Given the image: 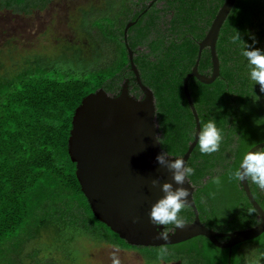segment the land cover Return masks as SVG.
Masks as SVG:
<instances>
[{"label": "trees", "instance_id": "obj_1", "mask_svg": "<svg viewBox=\"0 0 264 264\" xmlns=\"http://www.w3.org/2000/svg\"><path fill=\"white\" fill-rule=\"evenodd\" d=\"M24 1L0 0V8L23 11ZM129 1L124 4L126 11L113 15L108 22H99L106 26L99 27L101 33L104 29L112 35L109 42L115 58L110 64L79 75L72 68L42 63H19L0 72V264H37L32 262L37 250L28 251L27 245L46 226H56V231L61 226L65 230L81 226L83 233L91 230L101 243L136 249L144 260L158 264L171 260L174 254L189 264H227L226 253L215 262V248L205 237L167 245L168 254L163 259L156 252L161 246L127 244L96 219L80 189L75 163L67 151L72 115L89 92L99 87L109 93L120 88L122 74L130 67L127 48L136 52L133 63L141 82L154 93L163 151L183 155L194 137L195 120L182 81L195 62L198 42L224 0H165L163 8L169 14L164 18L166 30L157 27L160 9H148L130 28L126 46L121 30L131 16L134 3ZM140 1L143 10L147 0ZM235 30L246 44L264 50V0L235 1L216 41L219 76L209 84L195 77L188 81L201 128L214 118L223 140L219 151L210 155L202 154L197 142L187 165L195 170L188 180L195 187L193 199L200 216L206 214L210 223L232 222L233 227L244 228L256 224L257 215L247 212L253 207L239 181L229 179V170L239 167L251 146L264 141V93L249 77L241 42H232ZM137 46H145L147 53ZM198 71L211 72L208 48L202 50ZM128 73L133 74L132 70ZM214 176L221 177L219 186L212 182ZM247 181L264 210V194L250 179ZM181 215L190 219L193 212L188 206ZM232 216L233 221L229 220ZM254 242L262 257L257 264H264V232ZM243 260L242 254L232 252L230 264H242Z\"/></svg>", "mask_w": 264, "mask_h": 264}, {"label": "water", "instance_id": "obj_2", "mask_svg": "<svg viewBox=\"0 0 264 264\" xmlns=\"http://www.w3.org/2000/svg\"><path fill=\"white\" fill-rule=\"evenodd\" d=\"M235 1L224 0L218 8L204 37L198 42L195 62L183 78L182 88L195 120V131L183 155H171L168 157L170 160L181 157L187 164L198 142L201 125L188 91V81L195 77L198 81L209 84L219 76L216 41ZM204 48H208L210 53L209 74L198 71V63ZM127 51L131 69L143 97L136 98L130 95L126 83L115 95L102 87L89 92L73 112L67 140V151L71 161L75 163V175L80 189L96 219L108 226L127 244L141 247L173 245L197 235L205 236L214 245L230 247L260 235L264 231V210L255 200L247 180L239 181V185L251 206L256 208L261 222L229 233L227 243H220L217 239L220 234L200 222L193 199L195 187L188 180L189 183L186 181L182 186L188 188L190 192L187 199L193 211V220L183 229L177 228L174 234L170 233L167 241L157 238V233L162 231L164 226L150 223L149 212L151 204L162 197L163 192L159 184L155 188H150L149 181L158 178L160 184L167 181L172 182L174 188L178 185L172 181L171 172L156 160L163 149L156 139L158 124L154 93L141 82L133 63L132 51L130 49ZM261 147H264V141L254 144L247 151ZM134 216L138 217L137 223L132 222ZM174 229L175 226L169 230Z\"/></svg>", "mask_w": 264, "mask_h": 264}, {"label": "rangeland", "instance_id": "obj_3", "mask_svg": "<svg viewBox=\"0 0 264 264\" xmlns=\"http://www.w3.org/2000/svg\"><path fill=\"white\" fill-rule=\"evenodd\" d=\"M33 1L36 4L37 0ZM130 2L134 3V0ZM125 3L126 0H49L45 6L29 13L18 11L17 7L0 8V72H7L19 63L22 66L42 63L72 68L79 75L110 64L115 58L109 42L112 35L104 30L105 24L99 25V22H108L113 15L126 11ZM99 27L104 28L102 33ZM140 49V52L147 53L145 46ZM152 58V55L148 57ZM124 76H128L127 70L119 84ZM62 227L57 231L56 226L42 227L39 237L30 241L28 251L37 250L32 257L33 263L111 264L113 245L101 243L91 230L83 233L81 226L69 230ZM119 248L121 264H158L144 260L136 249ZM243 248L245 260L248 259L249 263L257 264L262 260L254 244ZM156 252L159 253L160 249Z\"/></svg>", "mask_w": 264, "mask_h": 264}, {"label": "clouds", "instance_id": "obj_4", "mask_svg": "<svg viewBox=\"0 0 264 264\" xmlns=\"http://www.w3.org/2000/svg\"><path fill=\"white\" fill-rule=\"evenodd\" d=\"M253 44L256 43L255 37H251ZM241 42V55L247 58L249 66V77L254 83L260 85V92L264 93V50L246 44L241 39L238 31L235 30V35L232 37V42ZM258 99V97H256ZM142 101V100H141ZM157 141L161 142L159 137ZM223 140L222 130L216 126L215 119L212 118L203 124L198 134L199 150L202 154L210 155L219 151L220 144ZM162 143V142H161ZM171 156L169 152L162 151L157 155V162L167 168L171 172L172 181L177 187H173L172 182H163L160 184L158 178L149 181V187L155 188L158 184L163 192V196L151 204L149 219L153 225H163V230L157 233V238L167 241L170 233H175L177 228L183 229L188 225L187 219L181 215L182 211L188 208L189 189L183 187L188 181V177L194 174V169L188 166L185 160L181 157H175L174 160L168 159ZM229 179L237 181L250 179L256 184L261 191H264V147L257 148L254 151H247L241 160L239 167L235 170H229ZM212 182L219 186L221 177H212ZM190 185V184H189ZM249 215H257L256 208L247 209ZM132 222L137 223L138 217H132ZM261 222V218L258 223ZM174 225V230H169L165 226ZM120 248L118 245H113V251L110 253L111 264H121L119 257ZM168 254L166 244L160 248L159 256L163 259Z\"/></svg>", "mask_w": 264, "mask_h": 264}, {"label": "flooded vegetation", "instance_id": "obj_5", "mask_svg": "<svg viewBox=\"0 0 264 264\" xmlns=\"http://www.w3.org/2000/svg\"><path fill=\"white\" fill-rule=\"evenodd\" d=\"M49 0H37V2H36V4L34 3V1L33 0H25L24 1V6H25V8H24V10L22 11V12H24V13H29L30 12V10H33V9H39V8H41V7H43V6H45L46 5V3L48 2ZM33 2V3H32ZM158 2H160L161 3V5L159 6V3ZM30 3V4H29ZM164 3H165V0H147V1H145V5L147 6L146 8H144L143 10H141L142 9V7L144 6V3H142V1H140V0H134V4L131 6L132 7V12H131V16L128 18V20L126 21V24L123 26V28H122V39H123V41H124V44L127 46V34H130L131 33V31H130V28L131 27H133L134 25H135V23L139 20V18L145 13V12H147V10L149 9H151V8H156V9H160V11H159V16H160V18L158 19V23H160L157 27H161V29L162 30H166L165 29V26H166V24L165 25H163L164 24V22L166 21V20H164V21H162L166 16H168L169 14H168V12L166 11V8H163L164 7ZM32 4H35L34 6H32ZM151 11H153V10H151ZM135 15H137V16H135ZM130 31V32H129ZM133 31V30H132ZM129 32V33H128ZM140 48V46H137L136 47V49H139ZM127 50H128V48H127ZM136 54V52H132V59H133V56ZM129 64H130V62H129ZM128 70V72H129V70H132L131 69V66L130 67H128L127 68ZM133 72V71H132ZM134 74H130L129 75V73H128V76H124V78H123V82L120 84V88L116 91V92H114V93H111L112 95H115V94H117V93H119L120 92V90H121V87L123 86V84L124 83H126L127 84V88H128V92H129V94L130 95H132V96H134V97H136V98H142L143 97V92L141 91V89L139 88V86H138V83H137V81H136V78H135V80H133L132 79V76H133ZM134 77H135V75H134ZM194 191H195V189H194ZM194 191H193V195H194ZM191 209V208H190ZM192 210V209H191ZM193 212V211H192ZM198 215H199V220H200V222L202 223V225L203 226H206V227H208L209 229H212L213 231H215L216 233H219L220 235L219 236H217V239H218V241L220 242V243H227L228 242V240H229V236H228V234L229 233H231V232H233V231H235V230H241V229H245V228H249V227H252V226H254V225H256V224H254V225H252V226H247V227H244V228H235V227H233L234 226V224L231 222V221H229V222H231V224L230 223H225V222H221V223H210V222H207L206 221V219H207V215L206 214H203V216L201 217L200 216V214H199V212H198ZM193 217L194 216H192L190 219H187V221L188 222H191L192 220H193ZM257 219H258V216H257ZM229 220H232L233 221V216H232V218H230ZM258 221H259V219H258ZM163 226V225H162ZM211 226H214V227H211ZM167 229H171V228H173L174 227V225H168V226H165ZM264 232V231H263ZM262 232V233H263ZM261 233V234H262ZM260 234V235H261ZM260 235H258L257 237H259ZM205 237V236H203V235H197V236H195V237ZM195 237H193V238H190V239H188V240H186V241H189V240H192V239H194ZM257 237H255V238H253V239H249V240H245V241H241V242H238V243H235V244H233V245H231L230 247H221V246H217V245H214V244H212L206 237V239L210 242V244H212L213 246H214V248H215V252H216V255H215V262H217V260L222 256V254L223 253H226V255H227V264H228V260H229V264H230V259H231V255H232V252L233 251H235V252H238V253H240V254H242L243 255V257H244V260H243V262H242V264H251V263H249V261H248V259L247 260H245L246 259V253H245V250H244V248L243 247H245L246 245H249V244H254V246H255V248H256V243L254 242V240L257 238ZM186 241H183V242H186ZM180 243H182V242H180ZM177 244H179V243H177ZM173 245H176V244H173ZM242 249L244 250V251H242ZM171 253H173L172 251H170ZM172 255V254H171ZM174 257L171 259V260H169V261H167V262H164V264H189L188 263V261H187V259H185L184 257H180V256H177V255H173ZM248 256V255H247ZM216 257L218 258V259H216ZM219 261V260H218ZM195 264H201V262H197V263H195Z\"/></svg>", "mask_w": 264, "mask_h": 264}]
</instances>
